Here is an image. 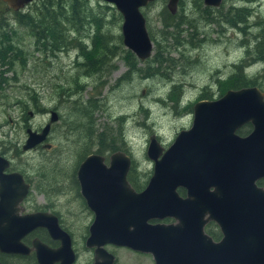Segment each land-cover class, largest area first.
Returning <instances> with one entry per match:
<instances>
[{
	"label": "water",
	"instance_id": "obj_1",
	"mask_svg": "<svg viewBox=\"0 0 264 264\" xmlns=\"http://www.w3.org/2000/svg\"><path fill=\"white\" fill-rule=\"evenodd\" d=\"M1 1L16 11L32 0ZM100 1L120 14L122 45L139 61L147 59L152 43L140 8L152 0ZM177 1L166 0L170 13L175 12ZM221 1L202 3L217 7ZM190 116L189 126L177 131L166 148L154 134L149 135L145 154L152 163L151 175L139 192L124 180L131 161L125 153H111L109 167L103 166V157L97 154H88L80 161L77 180L91 209L97 210L102 196L117 203L122 195L121 204H126V211L121 206V213L109 219L114 222L113 229H100L102 214L96 211L86 239L87 246L96 247V255L101 245L111 243L149 252L154 264H264V189L255 185L256 180L264 178L263 93L256 86L227 89L217 98L195 101ZM56 119L57 113L50 111L39 131L26 128L21 150L44 141L49 124ZM246 123L250 131L239 135L237 129ZM7 165L0 156V252L26 254L29 250L21 238L31 228L44 226L50 237L57 239L62 233L54 225V218L46 214L17 215L15 203L25 194L27 185L17 172L3 174ZM177 186L186 189L184 198L176 195ZM163 217H173L177 223H146L147 219ZM206 219L215 221L221 229L218 242L203 234ZM129 225L131 230L127 229ZM32 244L38 264H51L56 256H60L59 264H70L65 261V251H70L68 242L55 250L36 239Z\"/></svg>",
	"mask_w": 264,
	"mask_h": 264
},
{
	"label": "rangeland",
	"instance_id": "obj_2",
	"mask_svg": "<svg viewBox=\"0 0 264 264\" xmlns=\"http://www.w3.org/2000/svg\"><path fill=\"white\" fill-rule=\"evenodd\" d=\"M193 1L180 0L181 4L177 11L179 9L178 12L191 21L190 25L183 24L179 28L193 25L192 38L200 39L194 46L191 47L182 41L184 45L172 49V39L167 37L162 40L159 31L162 28L161 19L164 17L162 10L165 8V2L157 0L149 7L142 8L141 12L146 16L147 33L154 36L162 46L159 54L165 58L169 56L172 60L161 63L160 72L153 74V77L137 76V73L144 74V71L136 69L135 75L129 76L128 66L121 57V52H118L105 62L102 76L99 78V81L104 83L98 93L95 76L81 77L79 79L81 89L76 90L70 83L77 71L74 60L81 62L82 58L75 49L71 47L53 55L38 54L33 50L31 37L21 27L15 29L19 37L17 40L24 48L26 58L23 67H15L14 80H11L10 71L3 74L9 81L1 91L3 96L0 95V152L9 157L12 165L24 171L27 177L35 178L36 183H39V180L35 176L42 173L44 175L42 184L46 188L52 182L46 178L54 176L60 169L62 173L67 172L69 164L77 162L85 145L90 143V146H93L96 134H100L101 142L104 144L109 143L126 149L125 152L130 154L135 165L133 168L139 173H145L152 164L145 154L149 135L157 136L161 145L170 144L177 131L189 126L191 116L185 106L193 100L197 101V95L202 88H206L210 99L219 97L217 81L223 80L229 74L232 62L245 57L247 45L241 47L240 41L247 39V44L251 42L252 36L258 32L255 23L264 18V0H254L250 3L243 0H223L219 4V12L214 9V12L208 14L209 19L217 16L220 24L217 26L213 22H207L212 20L199 21L197 14L204 5L200 2L201 5L195 7ZM87 4L89 8H96L94 0L88 1ZM236 6H247L251 10L249 17L245 19L246 26L243 32L229 26L227 21L218 16ZM25 7L26 5L23 8ZM31 7L32 4H28L24 10L27 8L32 10ZM106 10L111 12L113 9ZM120 24L121 20L118 25H109L113 36L116 33L120 34ZM90 27L85 26L79 32L85 34L87 32L85 30ZM73 34L76 33L69 35ZM181 38H185L184 32L178 36V39ZM85 42L90 44L89 39ZM113 43L114 41H110L107 45L110 47ZM151 43L152 49L148 58L154 52V44ZM122 47L125 48L123 45ZM135 59V68L147 67L143 62L147 59L143 61L136 57ZM151 66L154 64L151 63ZM263 69L264 61L245 68L249 75L256 76L255 82L260 85L256 87L262 93ZM124 74H127V77L122 79ZM173 84L179 87L175 101L167 97ZM70 90L74 92L71 93ZM29 95L36 98L37 109L34 108ZM91 96L97 105L90 114L93 123L88 112L83 113L80 111V105L74 103L80 101L88 108L89 103L87 104L86 99ZM162 99H166V104H163ZM172 103L175 104L173 107L170 106ZM183 107L186 111H183ZM48 110H53L58 115V120L52 124L48 139L45 141L49 144V149L36 147L23 152L21 145L26 137L25 129L30 127L34 130L41 127L49 117ZM117 117L121 119L118 126L122 137L117 135ZM94 148L89 147V150ZM13 150L15 158L11 154ZM115 254L119 264H128L130 261V264L149 263L146 259L139 260L140 257L134 260L133 255L123 254L122 249L115 250Z\"/></svg>",
	"mask_w": 264,
	"mask_h": 264
},
{
	"label": "trees",
	"instance_id": "obj_3",
	"mask_svg": "<svg viewBox=\"0 0 264 264\" xmlns=\"http://www.w3.org/2000/svg\"><path fill=\"white\" fill-rule=\"evenodd\" d=\"M90 0H32L28 4H32L30 10H24L25 8L13 11L6 7V5L0 0V95L1 91L8 84V78L3 76L6 72H11V80H14L15 67H23L26 53L20 42L17 40L19 37L15 29L21 27L28 36L31 37L33 50L38 54L49 53L53 55L54 53H59L67 49H75L77 54L80 55L81 62L74 60V66L76 68L75 76L71 80V84L77 89H81L82 85L80 84L79 79L81 77H97L96 83L98 86V91L103 86V81H99V78L102 76V70L107 59L111 56L121 52V57L125 60V63L128 66L129 76L135 75L134 70H142L144 74L137 73V76L141 77H153V74L160 72V64L164 61L172 60L171 57L165 58L159 53L162 51V46L158 40L152 35H149L151 42L154 44V52L150 58L143 61L147 67L135 68L136 59L134 55L121 44V36L119 33L112 35L109 28L110 24L118 25L121 20L120 14L114 10V7L108 3H100L98 0H94L96 8H89L87 2ZM244 2L254 1V0H243ZM193 5L195 7L201 5L200 0H194ZM181 2H179L178 8ZM108 8L113 10L109 12ZM220 5L217 7L204 6L201 8L200 12L205 14H211L214 12H219ZM178 11H180L178 9ZM178 11L171 14L165 10H162L164 17H162L163 22L161 21L162 28L159 31L162 40L164 41L167 37L172 39V49H176L178 45L186 44L191 47L194 46L200 39H193V25L186 26L184 28H179L181 25L186 24L190 25L191 21L188 18L182 16ZM251 10L247 6H236L233 8L227 9L223 14L218 15L222 17L223 21H227V24L231 27L237 28L239 31H244L246 26L245 19L249 17ZM217 26H219V21L217 16L214 15L213 18L209 19ZM257 25V35L252 36L251 42L248 44L246 40H241V47L246 46L244 51L245 57L241 58L237 62H232L230 67L231 70L229 74L223 79L217 81L218 83V96H220L227 89H238L245 86H260L255 82L256 76L253 74L249 75L245 68H248L253 63L259 61H264V18L259 19L256 23ZM259 25V26H258ZM91 26L85 34L79 32L83 27ZM93 28V30H91ZM185 33V38L178 39V36ZM70 33H76L72 36ZM89 39L90 44L88 45L85 41ZM113 39V40H111ZM110 41H114L113 45L110 47L107 45ZM250 44V45H249ZM161 50V51H160ZM163 51H166L163 49ZM169 53V52H168ZM159 55V56H158ZM77 56V55H76ZM75 56V57H76ZM158 56V57H157ZM148 63V64H147ZM151 63L154 66H151ZM3 66V67H2ZM264 73V69H263ZM96 74V75H95ZM98 74H100L98 76ZM127 74H124L121 78L125 79ZM168 78V77H167ZM171 80V79H170ZM168 80V81H170ZM15 82V81H14ZM95 88V85L93 86ZM178 85L173 84L171 90L167 94V97L171 100H176L178 93ZM73 93V90H70ZM30 100L34 108L37 109L35 105L36 98L32 95H29ZM211 97L207 94L206 88H202L200 93L197 95L196 100L200 99H210ZM264 98V90H263ZM95 99L93 96L86 99L87 105L81 103L80 101H74L78 106L80 105V111L88 112L89 119L93 123V120L90 117V114L96 109L94 103ZM91 102V104H90ZM163 104H166V99H162ZM195 100L186 104L185 108L188 112H191V106ZM175 104H170L171 107ZM179 106V103H177ZM97 106V105H96ZM99 107V106H98ZM183 107V111H186ZM39 111V110H36ZM87 114V115H88ZM120 117H117V135L122 137L119 132V122ZM121 120V119H120ZM250 125L248 123L243 124L237 129L239 135L245 134L249 131ZM97 138L93 144L96 148L95 152L102 153L104 150L111 148L110 150H118L124 148L116 145H111L109 143L104 144L101 142L100 134H96ZM90 146V143L86 144L81 157L86 154ZM80 157V158H81ZM44 177V176H43Z\"/></svg>",
	"mask_w": 264,
	"mask_h": 264
},
{
	"label": "flooded vegetation",
	"instance_id": "obj_4",
	"mask_svg": "<svg viewBox=\"0 0 264 264\" xmlns=\"http://www.w3.org/2000/svg\"><path fill=\"white\" fill-rule=\"evenodd\" d=\"M156 1L157 0H152L148 2L145 6L140 8V11L142 8L149 7V5L154 4ZM162 1L166 2V0H162ZM179 2L180 0L177 1V4ZM177 8L178 5L176 6L175 12L177 11ZM142 15L145 20L146 16H144V14ZM197 16L199 21L209 20L208 18L209 15L205 14L204 12H199ZM161 21L163 22V19H161ZM50 111L53 110H48V112ZM30 114L31 113H29V115ZM57 120H58V115L56 121ZM47 121L48 118L44 122V124L47 123ZM54 122L49 124L48 133L51 131L52 124H54ZM41 127L34 130L39 131ZM70 130L71 128H69V131ZM48 133L45 140L42 141L40 144H37L33 148L43 147V144H45L46 143L45 141L48 139ZM155 137L156 139L158 138L157 136ZM168 145L169 144L163 143L161 146L163 148H166ZM46 149H49V147ZM95 149L96 148H94V150L92 149L89 150L88 148L86 154L83 155L82 157L80 156L81 158L79 157L76 163L69 164V168L67 172L62 173V170L60 169L55 173L54 176H50L49 178H46L47 180L52 181L46 188H44L42 184V180L44 176L42 173H39V176H35L39 180V183H36L35 178L31 179L30 177H27L24 171H20L19 169L15 168L14 165H12V161L9 157L4 155L3 152H0V156L8 161L7 167L3 169V174L17 172L21 175L23 183L27 185L25 194L21 197V199L17 203H15V209L17 215L22 216L32 213L46 214L50 218L51 217L54 218L53 219L54 225H56L62 233L61 238L58 239L51 238L46 227L41 225L35 226L31 228L21 238V242L28 247L29 250L28 253L19 254V253L0 252V264H38L36 261L34 247L32 244L33 240L35 239L38 242L44 244L48 249L51 250L58 249L59 246L61 245L64 246L65 242H68L70 251H65L66 253L65 261L69 260L70 264H119L118 263L119 259L115 254V250L117 249H122L123 254L133 255L135 258L134 260H136L137 257H140L139 260L146 259L149 261V263L146 264H154L153 256L149 252L138 251L125 246H117L111 243H105L100 246L101 249L99 250V252H97L98 255L97 256L95 254L96 247L86 245V239L90 233V226L94 222V219L96 217V211L99 214H102L100 220L98 221L99 225L101 226L100 229L108 230L114 228L113 227L114 222L109 221V219L116 217L118 213H121L122 195L120 196V202L117 203L110 202L109 200L106 199L105 196H102V203L97 206V210L95 211L91 209L90 206L86 204L84 197L80 193L79 183L77 180L76 171L80 161L88 154H97L103 157L102 160L103 166L109 167L108 158L111 153L115 151H121L125 153L126 155L129 156L131 161L127 171L124 174V180L127 183V185L131 187L135 192H139L145 187L148 178L151 175V168L147 169L145 173H141V172L139 173L136 168H133L135 167V165L134 163H132L130 154L125 152V150L122 149L110 150L111 148H109L104 150L102 153H98L95 152ZM11 154L12 157L15 158V150H13ZM150 167H152V164H150ZM108 175L110 176V173H108ZM57 178H61V180H57ZM255 185L257 187L264 189V178H260L256 180ZM175 192L179 198H184L186 196L187 191L185 188L181 186H177L175 188ZM122 207L126 211L125 203L124 206ZM146 223L167 225V224H175L177 223V220L174 219L173 217H163L159 219L152 218V219H147ZM131 228L132 227L129 225L127 229L131 230ZM201 229L203 234L206 237H208L212 242H218L222 238L221 229L213 220L206 219L202 224ZM95 255H96V261H95ZM56 258L57 259L51 261V264L60 263L61 261L60 256H56ZM130 263L131 261L128 264Z\"/></svg>",
	"mask_w": 264,
	"mask_h": 264
},
{
	"label": "bare ground",
	"instance_id": "obj_5",
	"mask_svg": "<svg viewBox=\"0 0 264 264\" xmlns=\"http://www.w3.org/2000/svg\"><path fill=\"white\" fill-rule=\"evenodd\" d=\"M148 59V58H147ZM3 67V66H2ZM32 130V129H31ZM49 131V130H48ZM47 137V136H46Z\"/></svg>",
	"mask_w": 264,
	"mask_h": 264
}]
</instances>
